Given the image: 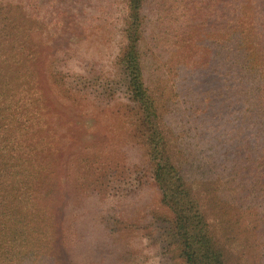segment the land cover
Returning <instances> with one entry per match:
<instances>
[{
	"label": "rangeland",
	"instance_id": "rangeland-1",
	"mask_svg": "<svg viewBox=\"0 0 264 264\" xmlns=\"http://www.w3.org/2000/svg\"><path fill=\"white\" fill-rule=\"evenodd\" d=\"M262 5L146 0L139 26L170 153L234 264H264V53L239 49L264 38ZM129 21L128 0H0V264H160L148 234L170 212L119 75Z\"/></svg>",
	"mask_w": 264,
	"mask_h": 264
},
{
	"label": "trees",
	"instance_id": "trees-1",
	"mask_svg": "<svg viewBox=\"0 0 264 264\" xmlns=\"http://www.w3.org/2000/svg\"><path fill=\"white\" fill-rule=\"evenodd\" d=\"M145 1L128 0L130 21L125 31L127 44L119 59V75H123L126 78L128 100L139 111L136 134L143 139L147 149L150 165L152 166V175L156 185L162 192L161 203L170 212L167 217L153 218L156 219L157 224L155 230L148 234V241L154 242L159 248L160 264H165L166 261H170L172 258L181 260L182 264H234L227 249L220 244L214 235L201 201L192 193V188L188 184L186 177L175 163L173 154L170 153L167 137L160 127V116L155 101L145 85L139 46L140 39L138 37L139 26H141L144 19L143 8ZM237 1L244 4V6H249L245 10L250 12L254 10L251 6L254 0ZM260 1L263 3L260 12L264 15V0ZM249 29L250 33L246 37L241 36L242 33L239 30L230 29L244 38L239 49L253 55H259V52L260 54L264 53V38L259 37L254 28ZM262 30L264 32L263 27ZM35 49H38V51ZM30 50H34L37 53V55L34 54V59L28 56L26 68L32 70V72L30 73L29 70L23 71V74L18 72V77L21 78L24 73H30L31 78H33L32 82L38 83L37 86H39V72L36 73L33 68L36 66L34 62L39 59L36 56H41L42 54L43 46L39 48H36V46L30 47ZM245 57L246 55H244ZM255 62L258 66L260 64L259 58H256ZM22 65L25 67L24 62H22ZM52 72L56 76L58 75L57 71ZM92 72L95 73V71L93 69L90 70L91 76ZM255 72L257 71L254 70ZM72 77L75 78L74 75ZM92 79L95 80L93 77ZM70 82L71 79L67 83ZM50 84L56 86L54 77H51ZM72 84L73 82L69 86ZM36 90L38 89L36 88ZM38 91L41 99L42 95L40 90ZM261 114L264 116V111ZM259 123L260 126L258 128H262L257 131V134L264 138V118L263 122L259 121ZM262 154L264 158V153L262 152ZM87 163V165H90L92 160ZM100 171L108 172L109 170L106 167H101ZM109 175L112 176L110 172ZM37 264L43 263L38 262Z\"/></svg>",
	"mask_w": 264,
	"mask_h": 264
}]
</instances>
